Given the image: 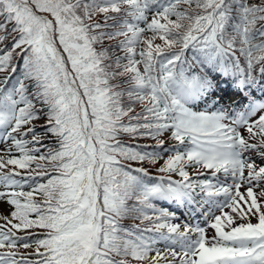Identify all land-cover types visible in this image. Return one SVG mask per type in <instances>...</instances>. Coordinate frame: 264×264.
<instances>
[{
  "label": "snow or ice",
  "instance_id": "1",
  "mask_svg": "<svg viewBox=\"0 0 264 264\" xmlns=\"http://www.w3.org/2000/svg\"><path fill=\"white\" fill-rule=\"evenodd\" d=\"M0 264H264V0H0Z\"/></svg>",
  "mask_w": 264,
  "mask_h": 264
},
{
  "label": "rangeland",
  "instance_id": "2",
  "mask_svg": "<svg viewBox=\"0 0 264 264\" xmlns=\"http://www.w3.org/2000/svg\"><path fill=\"white\" fill-rule=\"evenodd\" d=\"M212 231H213L212 229H209L208 230V234L211 235L212 234Z\"/></svg>",
  "mask_w": 264,
  "mask_h": 264
},
{
  "label": "trees",
  "instance_id": "3",
  "mask_svg": "<svg viewBox=\"0 0 264 264\" xmlns=\"http://www.w3.org/2000/svg\"><path fill=\"white\" fill-rule=\"evenodd\" d=\"M37 199H42V197H37ZM125 223H129V221H125Z\"/></svg>",
  "mask_w": 264,
  "mask_h": 264
}]
</instances>
